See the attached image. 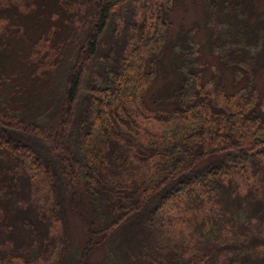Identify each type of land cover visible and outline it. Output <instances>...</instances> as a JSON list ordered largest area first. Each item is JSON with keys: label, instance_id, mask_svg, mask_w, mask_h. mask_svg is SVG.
<instances>
[{"label": "trees", "instance_id": "16d2710c", "mask_svg": "<svg viewBox=\"0 0 264 264\" xmlns=\"http://www.w3.org/2000/svg\"><path fill=\"white\" fill-rule=\"evenodd\" d=\"M159 1H143L150 13H136L123 37L111 39L117 1L0 0V171L11 168L0 174V251L10 259L52 241L39 240L32 207L6 206L28 199L32 174L41 173L60 213L65 202L89 218L77 264H94L98 245L111 264H264V100L256 80L264 71V10L258 0H200L207 47L221 61L201 82L191 29L167 37L178 0ZM91 65L98 75L84 83ZM222 70L232 75L230 89ZM160 71L171 77L150 96L159 107L149 108L144 97ZM52 80L51 114L59 117L46 130L49 144L28 108L40 114L52 94L22 89ZM146 116L163 126L157 136L141 134Z\"/></svg>", "mask_w": 264, "mask_h": 264}, {"label": "rangeland", "instance_id": "374dc122", "mask_svg": "<svg viewBox=\"0 0 264 264\" xmlns=\"http://www.w3.org/2000/svg\"><path fill=\"white\" fill-rule=\"evenodd\" d=\"M117 1L118 4L122 5V8L119 11H116L119 13L117 16H120L118 19L115 20V23L119 25L115 31H112L111 39L123 37L122 27L123 24L129 23L131 20L135 19L136 13H141L142 11H145L147 14L150 13V9H147L146 6H148L150 3L152 5H158L160 2L158 0V3L155 0H150L151 2H147L146 6L143 5V1L145 0H113ZM173 9L170 12L169 18H170V25L167 29V37H169V40H173V38L179 34V32L186 31L188 29H191V35H192V41L196 43V53L199 54V60L198 62L203 65V71L202 76L204 79L200 80L201 82H207L209 78L211 77V73L220 72L219 66L221 64L219 55L210 50L207 47V28L204 25V16H205V8L203 7V4L200 0H178L176 4H173ZM255 6L258 10H264V0H258V2H255ZM115 9L117 6L114 7ZM81 13L76 15V26L77 30L74 31V41L77 39L78 36L81 35L80 30V24L83 22V15L85 14V5L81 6ZM152 11V10H151ZM116 16V15H115ZM114 17V14L113 16ZM1 31V27H0ZM168 40V41H169ZM52 42V39L47 41L46 43L41 44V54L47 56L46 53H48V46ZM169 43V42H168ZM168 45V44H167ZM51 54V52H49ZM164 61L167 62L166 57L169 55V46L165 47V50L163 52ZM51 58V56H48ZM29 60V59H28ZM96 67L90 66L89 69L86 71L84 75V83L91 82V80H95V78L98 75V72L96 71ZM221 75L224 76V89H230L231 85H234L232 82V75L229 73V71L222 70ZM170 75L164 76L162 71L159 72L157 78L150 84L148 87L145 97H144V103L149 108H157L159 107L158 103H154L150 96L153 94H158V89H160L161 86H164L165 82L170 79ZM258 83V91L260 93L261 98L264 100V71L260 73L258 78L256 79ZM29 84V85H28ZM32 87L35 91H38V94L40 97L45 93L52 94V97L50 100H46L43 109L40 112V114L37 115L39 109L29 107V111L37 118V121L39 125L45 126L43 129L45 132L41 133L40 136L45 141H47L49 144H52V137L49 136L48 132L46 130L49 127H53L54 122L56 123L58 121V115H55L54 121L51 114L52 106H53V100L56 96H54L53 89H55L53 80L48 82H26L25 85L23 84L24 90L27 86ZM57 91V89H55ZM10 92V86H7L5 90V95L7 96ZM154 97V96H153ZM51 102V104H49ZM19 109V112L22 111L25 106L19 105L17 107ZM140 121V129L141 134L142 132L151 131V136H157V132L162 131L163 126L160 122L156 121L152 117H143L139 119ZM24 123V122H23ZM24 125H27L24 123ZM33 126L34 124H30ZM11 172V168L8 166H3L2 171H0V174H7ZM13 173V183H17L20 181L21 171L20 168L14 165ZM30 190L31 194L28 199H17L13 201L12 205L11 203H7L6 206H8L9 209L12 208H33V212L38 216V224L35 225L40 230V236H38L39 240L42 237L43 241L46 240V237H51V242L49 246L47 247L46 243L47 241L40 244L37 242L34 247L29 248L27 250L28 253L21 254L16 253L11 257V252L0 251V257H3L6 255V258L3 259L2 264H77V258L80 252V249L84 247L86 240H87V221H89V218H82L80 215L77 216L73 211H70L67 209L66 203L63 202L62 207L65 208V213H60V207L54 206V197L53 192L49 189V186L47 185V182L44 180L41 173H34L32 174V179L30 183ZM25 193V192H24ZM23 193V195H24ZM14 206V207H13ZM59 212V214L57 213ZM0 214H4L2 204H0ZM11 214V213H9ZM12 215V214H11ZM98 218L96 217V221ZM6 224H8V220L6 217L2 220ZM175 222H179L178 220H174ZM8 227V225H6ZM49 226V227H48ZM2 230H5L4 226L1 227ZM169 229H173V226L170 225ZM6 231V230H5ZM1 232V231H0ZM4 232V231H3ZM7 232V231H6ZM23 233V232H22ZM27 234V233H25ZM66 234V235H65ZM63 238V241H62ZM29 240V239H27ZM49 240V239H48ZM36 242L35 240L33 243ZM65 246V254L61 257V248ZM0 246H2V243H0ZM26 245L22 246L25 247ZM107 247L106 245H98L93 251L91 255L90 261L94 264H111V258L107 257ZM40 254V255H38ZM37 256V257H36Z\"/></svg>", "mask_w": 264, "mask_h": 264}]
</instances>
